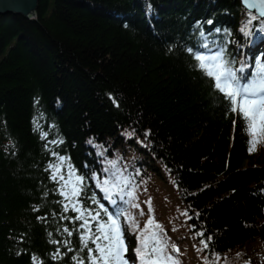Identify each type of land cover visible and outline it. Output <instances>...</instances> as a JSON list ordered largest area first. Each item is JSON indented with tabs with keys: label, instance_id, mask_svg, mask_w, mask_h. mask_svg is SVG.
<instances>
[{
	"label": "trees",
	"instance_id": "obj_1",
	"mask_svg": "<svg viewBox=\"0 0 264 264\" xmlns=\"http://www.w3.org/2000/svg\"><path fill=\"white\" fill-rule=\"evenodd\" d=\"M247 19L239 0H38L34 19L0 16V264H33L34 256L75 264L73 256L85 255L76 224L61 219L46 171L53 153L106 207L91 177L107 178V162L117 161L134 179L136 222L143 228L151 215L179 249V264L215 256L219 264H264V143L249 151L246 121L186 51L203 31L251 72L262 57L249 53L261 21L246 38ZM160 186L172 195L167 222L145 207ZM124 228L126 258L139 264L137 233ZM52 240H71L72 251Z\"/></svg>",
	"mask_w": 264,
	"mask_h": 264
},
{
	"label": "snow or ice",
	"instance_id": "obj_2",
	"mask_svg": "<svg viewBox=\"0 0 264 264\" xmlns=\"http://www.w3.org/2000/svg\"><path fill=\"white\" fill-rule=\"evenodd\" d=\"M248 13V19L241 32L246 38H250L253 21L260 20L261 27L257 31L264 32V0H242ZM212 23L211 20L208 21ZM219 32V29L216 30ZM200 41L195 47L186 49L194 61L191 67L197 70L210 85L214 94L222 98L227 104L228 111L235 113L246 121L251 139L249 151H254L258 144L264 143V62L255 60L251 74L245 76V66L235 67V58H230L223 44L215 41L209 42L203 31L199 33ZM111 98V97H110ZM113 103L116 101L113 99ZM118 106V105H117ZM37 127H39L37 122ZM129 137L133 133H128ZM148 133H145L147 136ZM47 133H42L41 138L46 139ZM52 144L62 141H51ZM91 143V141H89ZM54 162L48 165L50 180L57 185L56 193L61 198L57 201L62 207L64 215L62 220H68L76 224L75 231L79 234V252L84 256H73L75 264H129L126 258L127 247L124 240V226L127 225L137 233L138 246L135 249L136 259L139 264H179L174 254H179L175 244H169L165 238L161 225L149 218L140 228L133 216L132 209H140L137 203V193L134 187V179L131 174L121 171L118 162L108 161V166L103 169L107 178L101 179L95 173L91 180L103 194V199L112 206L110 210L97 198L96 191L89 195V185L84 175H80L68 162V158L53 153ZM135 175H139L137 170ZM149 213L152 212L151 200L146 201ZM74 215L69 216L68 213ZM144 215L143 211L139 212ZM182 215L191 219L187 212ZM197 215H199L197 213ZM78 222V224H77ZM63 232L68 237L73 236V231L65 227ZM51 236V233H49ZM197 236L204 233L198 232ZM212 237L200 240L203 246L201 251L208 249ZM51 243H64L68 251H72L66 242L52 240ZM169 248L171 251H169ZM59 248L52 256L53 260L61 257ZM240 254L238 253L237 256ZM33 264H38V258L33 257ZM221 257L215 256V260L209 261L205 257V264H219ZM227 258H225L226 264ZM249 264V262H245Z\"/></svg>",
	"mask_w": 264,
	"mask_h": 264
},
{
	"label": "water",
	"instance_id": "obj_3",
	"mask_svg": "<svg viewBox=\"0 0 264 264\" xmlns=\"http://www.w3.org/2000/svg\"><path fill=\"white\" fill-rule=\"evenodd\" d=\"M239 2L244 7L242 0ZM37 4L38 0H0V16L21 15L27 19H34Z\"/></svg>",
	"mask_w": 264,
	"mask_h": 264
},
{
	"label": "rangeland",
	"instance_id": "obj_4",
	"mask_svg": "<svg viewBox=\"0 0 264 264\" xmlns=\"http://www.w3.org/2000/svg\"><path fill=\"white\" fill-rule=\"evenodd\" d=\"M262 49L264 43H261ZM151 200V207H152V212L153 214H156L159 216V221L167 222L169 219V211L171 207V201H172V195L169 189L163 188L160 186V188L155 192L153 195H146V201ZM145 207H147L148 210V205L145 203ZM150 213H147V216ZM155 216V215H154ZM183 218L180 219V222H182ZM189 234V233H188Z\"/></svg>",
	"mask_w": 264,
	"mask_h": 264
}]
</instances>
